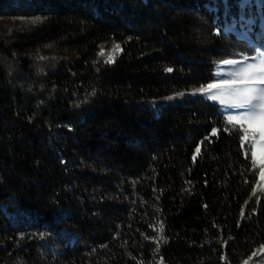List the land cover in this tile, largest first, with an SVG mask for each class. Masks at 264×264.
<instances>
[{
	"label": "trees",
	"instance_id": "trees-1",
	"mask_svg": "<svg viewBox=\"0 0 264 264\" xmlns=\"http://www.w3.org/2000/svg\"><path fill=\"white\" fill-rule=\"evenodd\" d=\"M260 48L264 0H0V264H264V181L196 91Z\"/></svg>",
	"mask_w": 264,
	"mask_h": 264
},
{
	"label": "snow or ice",
	"instance_id": "snow-or-ice-1",
	"mask_svg": "<svg viewBox=\"0 0 264 264\" xmlns=\"http://www.w3.org/2000/svg\"><path fill=\"white\" fill-rule=\"evenodd\" d=\"M246 2L247 0H245V4ZM121 51V46L115 44L107 55L105 62L114 63L116 54ZM99 55L105 56L104 51L101 50ZM41 59L44 58L41 57ZM249 59L254 62L247 63L246 61ZM223 63L243 66L238 67L231 73V79H221L217 82L209 83L207 86H201L196 91L208 94L216 90V93L210 97L212 100H218L220 104L237 110L236 114L226 117V122L231 129L239 130L242 133L239 139L242 148H244L245 144L247 145L244 153L245 158L247 159L250 153L251 168L253 170L258 168L259 178L264 181V55L243 56L242 60L228 59L224 60ZM167 71L171 72L172 69L168 68ZM224 130L228 131L229 129L226 128ZM217 133L218 130L214 128L211 135L215 136ZM206 139L208 138L206 137ZM201 144H203V141H201ZM200 155L201 148L197 146L192 157L193 162ZM256 189L264 192V184H256ZM252 195L256 196L257 191L254 190ZM257 203H259V200H257ZM163 230L164 224L161 222L159 228L156 229V231L161 233L157 244L164 240ZM156 251L159 252L158 247ZM258 252L264 253V245H261L252 255L255 256ZM160 264H163L162 258ZM244 264H248V261H245Z\"/></svg>",
	"mask_w": 264,
	"mask_h": 264
},
{
	"label": "rangeland",
	"instance_id": "rangeland-1",
	"mask_svg": "<svg viewBox=\"0 0 264 264\" xmlns=\"http://www.w3.org/2000/svg\"><path fill=\"white\" fill-rule=\"evenodd\" d=\"M258 55H264V49L263 48H260L258 51H254V53L251 52V51H249L248 53H242L238 57H234V58H231V59L242 60L243 59V56L252 57V56H258ZM246 62L247 63H252L254 61H252L251 59H249ZM241 66H243V65H226V64L222 63L220 65V69L216 72V78L214 79V81L212 83L217 82L218 80H221V79H231L232 78L231 77V73L234 72L238 67H241ZM215 93H216V90H213V92L208 93L207 94V98L210 101H213V102L217 103L218 106L220 107V109L226 115V117L228 115L236 114V111L237 110H234V109L230 108L227 105L220 104V102L218 100H212L210 97H211V95H214Z\"/></svg>",
	"mask_w": 264,
	"mask_h": 264
}]
</instances>
